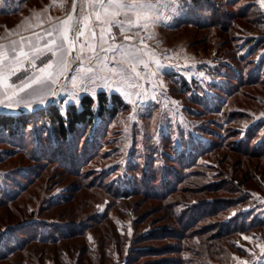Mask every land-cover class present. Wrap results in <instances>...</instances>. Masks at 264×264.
Segmentation results:
<instances>
[{
  "label": "rangeland",
  "instance_id": "1",
  "mask_svg": "<svg viewBox=\"0 0 264 264\" xmlns=\"http://www.w3.org/2000/svg\"><path fill=\"white\" fill-rule=\"evenodd\" d=\"M141 1L144 9L128 18L133 27L115 26L109 46L96 48L109 62L103 90L118 92L126 107L67 141L41 115L34 129L0 134V229L31 224L0 242V264H264V140L253 143L264 135V5L216 0L220 10L205 19L177 15L171 0ZM6 3L0 34L54 5L59 14L70 7L69 32L86 0ZM65 49L68 56L69 36ZM55 59L41 53L37 68ZM75 60L71 77L59 86L72 54L50 85L65 89L54 102L62 111L85 90L100 92L94 67L82 76ZM21 63L8 65L0 100L40 105L30 100L39 85L12 95L11 85L38 74L30 60ZM125 172L131 179L115 180ZM249 205L255 210L241 211Z\"/></svg>",
  "mask_w": 264,
  "mask_h": 264
},
{
  "label": "crops",
  "instance_id": "2",
  "mask_svg": "<svg viewBox=\"0 0 264 264\" xmlns=\"http://www.w3.org/2000/svg\"><path fill=\"white\" fill-rule=\"evenodd\" d=\"M6 1L2 0L1 2L0 0V15L1 13L7 14L8 5ZM85 4L84 8H79L77 23L79 38L82 39L81 43L77 44V70L79 73L81 71V75L84 76L86 67H94L89 72L92 73L91 80L94 81L95 87H99L96 91H100L103 87L100 70L108 69L106 63H109L106 61L107 57H102L101 52L110 44L109 34L115 29V26L118 27L119 25L124 28L128 27L127 29L130 30L129 27H133L135 19L133 21L128 18L139 15L140 11L144 9L140 10L143 2L141 0H86ZM54 7L35 9L25 20H21L13 26L2 27L0 34V75H4V80L7 78L8 65L14 67L21 64L22 59L18 57L19 51L22 49L29 51V44L36 46L41 39L45 43L49 39L60 41V53L56 54V59L48 71H55L58 77L65 73L66 59L71 57V53L66 56L65 49L68 36L69 41L71 39L72 29L68 32L67 26L70 7L65 6L62 14L55 11ZM75 17L76 15H74L73 21H75ZM49 33H52L53 36L49 37ZM44 41H40V43ZM92 48L95 50L91 51ZM96 48L100 49L101 52L99 53ZM35 57L33 56L32 59ZM73 72L75 71L73 70Z\"/></svg>",
  "mask_w": 264,
  "mask_h": 264
},
{
  "label": "snow or ice",
  "instance_id": "3",
  "mask_svg": "<svg viewBox=\"0 0 264 264\" xmlns=\"http://www.w3.org/2000/svg\"><path fill=\"white\" fill-rule=\"evenodd\" d=\"M171 3L174 5V11L177 15H188L189 13L196 15L201 18H208L210 16H213L214 12L216 10H220V6L217 4L216 0H171ZM232 3H236V0H233ZM260 5H264V0H259ZM150 7V5H149ZM49 37H52L53 34L49 33ZM40 41H44L41 39ZM39 43L36 46H32L31 44L29 47V51H25L24 49L19 51L18 57L22 60L31 61L32 68L36 69L38 74H35L31 77L24 75L23 79L19 80V85H11L13 89H15L12 93L13 96H15L19 92H23L24 89L31 88L33 85H39V88L34 90L31 94L30 100H37L40 102V104H48L51 105L54 102L59 103L60 100L63 99L62 93L65 91V89L61 88H54L50 85H56L59 77L57 76V73L55 71H48L50 67L53 65V61L51 63H43L41 66L37 68L36 61L40 59L41 53L43 55H46L47 52H52L55 56L59 52L60 53V41L58 39H49L47 43L45 41L43 43ZM70 47H75V42L69 41ZM33 56H36V59H32ZM15 59V58H14ZM261 60H264V55H261L257 58V63ZM209 65H211V62H208ZM20 67H23V64H20ZM213 68L215 66H212ZM20 71V68H16L11 74L15 75L16 72ZM218 75L222 76L223 73H217ZM200 77L203 79H212L211 76L206 75L203 71L199 73ZM220 83H223L221 80ZM4 84V75H0V85ZM113 91H116L113 89ZM103 92V88H101L100 92H93L90 94V99L92 101V104L98 109L100 106V100L99 96ZM85 94H87V90H85ZM117 95L119 93L117 92ZM155 99V97H153ZM79 103V101H77ZM0 105L6 106L9 110H16L17 108H20L23 106L25 109L31 111L32 109V103L29 100H24L23 98H19L17 100H12L11 97H9V102L5 105L3 100H0ZM61 116L64 119L65 126L68 125V114L66 111H61ZM264 116V114H262ZM30 128H35L34 125H29ZM39 134L36 133V143H37V150L39 151L44 146L40 144L39 142ZM44 135H48L47 133H44ZM241 135H245V132L242 130ZM174 141V150L181 151L184 147V145L181 144V141L179 137H173ZM262 140H264V135L261 136L259 140H254L253 143L257 144L260 143ZM140 179H145L146 173L138 174ZM0 177H7V174H0ZM128 178L131 179V177H127V173L125 172L122 176L116 177L115 180L118 181L119 179ZM264 203V201H262ZM252 210L254 211L255 208L252 205H249L248 208H245L241 211H247ZM237 213H233V215H236ZM31 226L30 222H23L22 224L15 225L9 228L0 229V242H5L7 239H9V234L12 233L14 230L17 229H24L26 227ZM129 234H131V230L129 231ZM244 240H251L252 237L250 236H243ZM257 247L260 248V252L264 254V243L258 244ZM239 259V258H237ZM261 260H264V257H260ZM242 264H248L247 261H243Z\"/></svg>",
  "mask_w": 264,
  "mask_h": 264
},
{
  "label": "trees",
  "instance_id": "4",
  "mask_svg": "<svg viewBox=\"0 0 264 264\" xmlns=\"http://www.w3.org/2000/svg\"><path fill=\"white\" fill-rule=\"evenodd\" d=\"M233 1V0H228ZM100 106L97 109L90 99V94L82 96L80 104L71 103L66 112L68 114V125L65 126L64 119L61 116V107L55 103L48 107L38 110L34 113L14 115L0 113V134L18 135L24 133L34 116L50 121L55 126L59 136L67 141L71 136L77 135L84 128L92 126L97 117H114L121 108L127 106L121 95L117 93L109 94L103 90L99 96Z\"/></svg>",
  "mask_w": 264,
  "mask_h": 264
},
{
  "label": "water",
  "instance_id": "5",
  "mask_svg": "<svg viewBox=\"0 0 264 264\" xmlns=\"http://www.w3.org/2000/svg\"><path fill=\"white\" fill-rule=\"evenodd\" d=\"M78 16H79V7H77V9H76V17H75V21H74V26H73V28L71 30V41L72 42H75V47H71V54H72V57H73V60L74 61H73V64H72V66L70 68V71L68 72V74H66L62 78L59 86L70 75V73L72 72L73 67H74V65L76 63V60L75 59H76V56H77V45H76L75 34H76V29H77ZM48 106H49L48 104H44V105L40 104V105H37V106L32 107L31 111L25 109L24 107L17 108L16 110H9L7 107L0 106V113L14 114V115L30 114V113H34V112H36L38 110L44 109V108H46Z\"/></svg>",
  "mask_w": 264,
  "mask_h": 264
}]
</instances>
